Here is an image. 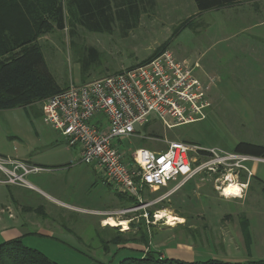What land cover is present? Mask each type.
I'll use <instances>...</instances> for the list:
<instances>
[{
    "label": "rangeland",
    "instance_id": "374dc122",
    "mask_svg": "<svg viewBox=\"0 0 264 264\" xmlns=\"http://www.w3.org/2000/svg\"><path fill=\"white\" fill-rule=\"evenodd\" d=\"M141 2L139 22L129 30L115 24L111 34L92 33L67 19L63 30L51 25L48 32L36 38L35 44L56 84L63 91L136 67L168 49L177 59L197 62L199 78H214L211 108L202 121L168 131L160 125H146L136 136L122 138L118 148L129 154L138 149L160 151L170 141H187L226 152L239 143L264 146V25L254 27V19L235 15L229 9L199 13L192 0ZM247 2L258 10L257 18L264 14V0ZM244 6V13L252 12ZM0 15L10 17L12 22L21 20L16 7H2ZM89 49L99 53V62L81 77L80 67L89 58ZM36 107L41 112L42 103ZM152 135L156 136L153 140L147 139ZM0 157L28 158L49 173L41 172V182L31 175L25 177V182L33 183L62 204L37 190L23 189L26 199L22 210L32 214L18 213V207L12 219L8 214H0V219L7 221L8 230L18 229L24 234L21 242L25 247L57 264H118L124 258L140 257L142 252L126 248L118 251L110 247L108 253L103 252L100 240L107 241L117 232L150 236L149 249L162 256L185 257L193 251L196 262L264 260V197L257 181L250 183L242 199H232L219 195L213 178H197L169 199L130 211L131 205L117 197L119 193L101 180L97 170L80 162L78 149H69L64 138L43 122L42 112L36 116L24 108L0 111ZM253 170L257 180L264 182V162L255 163ZM179 182L180 178L167 187L147 190L143 199L152 201L164 196ZM103 210L107 213H93ZM163 211L182 221L167 225L164 219L157 220L156 214ZM241 215L250 223L249 253L239 229ZM108 218L126 222L127 229L105 225ZM2 228L0 222V240ZM43 230L45 233H40ZM128 245L146 251L141 243Z\"/></svg>",
    "mask_w": 264,
    "mask_h": 264
},
{
    "label": "built area",
    "instance_id": "2783aa9c",
    "mask_svg": "<svg viewBox=\"0 0 264 264\" xmlns=\"http://www.w3.org/2000/svg\"><path fill=\"white\" fill-rule=\"evenodd\" d=\"M197 69V62L177 59L166 49L137 67L71 85L49 97L41 102L42 120L69 149H78L80 162L97 170L117 193L134 199L137 207L160 202L187 182L205 177L216 181L214 188L221 197L242 199L253 176L248 164L263 159L183 141L166 142L165 150L138 149L131 154L117 146L149 124L168 131L205 119L214 78H199ZM0 171L5 177L0 183L24 187L25 177L41 169L0 157ZM178 178L180 182L166 195L143 199L145 191L167 187ZM229 185L237 186L239 194L225 195Z\"/></svg>",
    "mask_w": 264,
    "mask_h": 264
},
{
    "label": "trees",
    "instance_id": "16d2710c",
    "mask_svg": "<svg viewBox=\"0 0 264 264\" xmlns=\"http://www.w3.org/2000/svg\"><path fill=\"white\" fill-rule=\"evenodd\" d=\"M141 1L0 0V9L2 7L10 9L16 7L21 14V20L15 22H12L10 17L0 15V111L24 108L36 116H41V112L36 109V106L62 91L61 87L56 84L49 74L42 52L39 46L35 44L36 38L48 32L51 25H54L58 30H63L66 20L69 19L70 22L92 33L111 34L115 24H121L123 29L129 30L139 22L141 14L139 4L142 3ZM192 1L197 12L202 13L222 10L250 0ZM161 52L151 56L139 65L148 62ZM99 56L96 50H88L89 58L80 67L81 77L93 65L98 64ZM232 151L264 160V146L261 145L239 143ZM241 181L245 182L246 177L241 176ZM253 181L259 183L261 194L264 197V182L258 181L253 175L249 180L248 187ZM117 197L130 204L129 209L139 206L134 199L126 195L117 194ZM181 218L187 220L185 216H181ZM238 224L244 246L249 253V248L252 245V237L249 231L250 223L245 216H241ZM110 230L116 231L115 228H110ZM193 232L195 233V231ZM117 234L115 237L107 239V241L100 240L103 252L108 253L110 247H115L120 251L125 249L126 245L133 243H141L146 249L145 252H142V256L124 258L118 264H264V260L222 262L208 259L204 262H184L163 257L161 253L150 250L151 238L141 232L134 235V237L128 232H117ZM0 264L57 263L37 250L25 247L20 239H13L0 244Z\"/></svg>",
    "mask_w": 264,
    "mask_h": 264
},
{
    "label": "crops",
    "instance_id": "0c3cea01",
    "mask_svg": "<svg viewBox=\"0 0 264 264\" xmlns=\"http://www.w3.org/2000/svg\"><path fill=\"white\" fill-rule=\"evenodd\" d=\"M252 4L253 3H249V2H245V3H238V4H235L234 6L232 7H228V8H225V10L229 9L231 13L235 14V15H238V16H241L243 15L244 17H249L250 19H254V27L258 26V25H264V14L261 15L259 18H257V14L258 13V10H256L255 8L252 7ZM245 5V6H244ZM244 7H249L252 12H248V13H244L242 11V8ZM256 20V21H255ZM255 40H259V41H262L263 39L261 38H258V37H255L253 36ZM264 42V41H262ZM19 160V159H17ZM21 161H25L31 165H34L36 166L35 164L32 163V161L28 158H25V159H22ZM38 167V166H37ZM248 167L249 169L251 170V172L253 173L254 176L255 173H254V167H255V163H250L248 164ZM253 169H252V168ZM40 168V167H39ZM41 171L38 172V173H34V174H30L31 176H35L33 177L34 181L38 182L40 181L41 182V179L39 178V176L41 177V172H43L44 170L42 168H40ZM94 169V168H93ZM95 170V169H94ZM96 171V170H95ZM45 173H42V174H49L48 172L44 171ZM96 173H98L96 171ZM99 174V173H98ZM45 175H42V176H45ZM101 178V177H100ZM259 187V191H260V185L259 183H256ZM28 187H17V186H14V187H17L19 189H16L15 190H11L10 188L12 187V185H5V184H2L0 183V214H8V219H12V213H17L18 212V207L20 208V211L18 213H24L26 212V214H32L31 212L29 211H23V206H22V201L26 199L25 195H24V192H23V189L24 190H37L39 191L42 195L46 196L47 198H49L50 200H52V202L54 203H57V204H62L57 198L53 197V196H50L48 194H46V192L42 191L41 189L37 188L33 183L31 182H28L27 183ZM107 185V184H106ZM231 186H234V185H231ZM175 188V187H174ZM173 188V189H174ZM248 188H251V185L248 187ZM181 189V188H180ZM180 189H178L177 191H175L174 193H172L171 195L168 196L167 199H169L170 197H172L174 194H176ZM172 190V189H171ZM170 190V191H171ZM169 191H165V193H168ZM260 194H261V191H260ZM262 195V194H261ZM64 205V204H63ZM41 207V206H40ZM16 209V210H15ZM95 214H101L102 213H107L106 210H103V211H100V212H93ZM15 215V214H14ZM241 216H245V215H241ZM240 216V217H241ZM246 217V216H245ZM247 218V217H246ZM108 219H112V218H108ZM248 219V218H247ZM0 222L3 223V228H2V238L0 240V244L3 243V242H7V241H10V240H13V239H22L24 237V234L19 231L18 229L16 230H8L7 228V221L5 219H3V221L0 219ZM117 222H120V221H117ZM25 224V223H24ZM23 224L20 225V227H22ZM40 233H45V231L43 230L42 232ZM129 245H126V249L128 250H131V251H138V252H144L141 248H132L130 249V247H128ZM166 251V250H165ZM168 255V256H167ZM167 255H164L163 257H166V258H172V259H177V260H180V261H184V262H193V251L192 253H187L185 257H181L179 255H172V254H167ZM142 256V255H141Z\"/></svg>",
    "mask_w": 264,
    "mask_h": 264
},
{
    "label": "bare ground",
    "instance_id": "6f19581e",
    "mask_svg": "<svg viewBox=\"0 0 264 264\" xmlns=\"http://www.w3.org/2000/svg\"><path fill=\"white\" fill-rule=\"evenodd\" d=\"M238 193H239V189L235 185L234 186L229 185V186L225 187V189H224V194L225 195H228V194L229 195H238ZM156 219L157 220L164 219L167 225H174L176 222H181L182 221L181 219H178V218H176V217L172 216L171 214H168V213H166L164 211L163 212H158L156 214ZM104 224L112 226V227L120 226V227H123V230L127 229L126 222H119L118 223V222L114 221L113 219L105 220Z\"/></svg>",
    "mask_w": 264,
    "mask_h": 264
}]
</instances>
